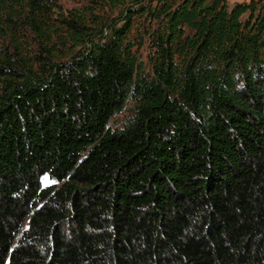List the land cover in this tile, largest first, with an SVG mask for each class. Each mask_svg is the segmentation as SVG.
<instances>
[{
	"label": "trees",
	"instance_id": "1",
	"mask_svg": "<svg viewBox=\"0 0 264 264\" xmlns=\"http://www.w3.org/2000/svg\"><path fill=\"white\" fill-rule=\"evenodd\" d=\"M75 1L0 0V264H264V0Z\"/></svg>",
	"mask_w": 264,
	"mask_h": 264
},
{
	"label": "rangeland",
	"instance_id": "2",
	"mask_svg": "<svg viewBox=\"0 0 264 264\" xmlns=\"http://www.w3.org/2000/svg\"><path fill=\"white\" fill-rule=\"evenodd\" d=\"M238 1H244V0H228V3L230 6H233L234 3L238 2ZM63 4L65 7H72V6L76 5L77 2L75 0H63ZM141 51L144 53V55L146 54V50L144 47L142 48ZM128 113H129L128 111L124 110L123 112L120 113L119 118H123V117L127 116Z\"/></svg>",
	"mask_w": 264,
	"mask_h": 264
}]
</instances>
